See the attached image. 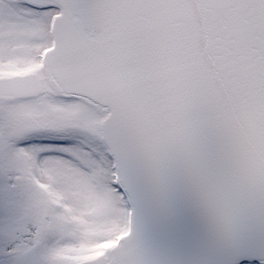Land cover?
<instances>
[{
    "label": "snow or ice",
    "instance_id": "6c2138e0",
    "mask_svg": "<svg viewBox=\"0 0 264 264\" xmlns=\"http://www.w3.org/2000/svg\"><path fill=\"white\" fill-rule=\"evenodd\" d=\"M0 264H264V0H0Z\"/></svg>",
    "mask_w": 264,
    "mask_h": 264
}]
</instances>
